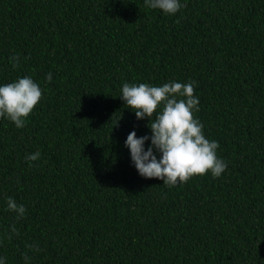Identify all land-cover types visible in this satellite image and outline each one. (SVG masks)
Returning a JSON list of instances; mask_svg holds the SVG:
<instances>
[{
	"label": "trees",
	"instance_id": "obj_1",
	"mask_svg": "<svg viewBox=\"0 0 264 264\" xmlns=\"http://www.w3.org/2000/svg\"><path fill=\"white\" fill-rule=\"evenodd\" d=\"M181 2L168 16L143 0H0V82L43 90L24 127L0 118L6 264H264V0ZM172 79L196 81L219 177L167 187L130 162L128 132L150 130L120 86Z\"/></svg>",
	"mask_w": 264,
	"mask_h": 264
},
{
	"label": "clouds",
	"instance_id": "obj_2",
	"mask_svg": "<svg viewBox=\"0 0 264 264\" xmlns=\"http://www.w3.org/2000/svg\"><path fill=\"white\" fill-rule=\"evenodd\" d=\"M149 9L160 10L172 16L184 5L181 0H143ZM12 67L19 63L18 56H11ZM45 82L52 80L46 73ZM196 81L168 80L162 84L124 82L119 97L137 119L147 118L150 132L137 136L135 128L128 132L124 145L130 162L138 174L145 178H158L171 187L186 182L194 175L210 173L219 177L227 162L217 155L218 141L209 139L203 132L204 125L194 113L199 111V97L194 95ZM42 88L30 75L17 76L9 82H0V118L15 127L25 126L26 118L42 97ZM116 123V122H115ZM149 143L145 146V142ZM40 158L39 150L28 153L29 163ZM5 210L14 213L17 220L26 214L23 203L14 197H5ZM15 232V227L12 228ZM29 247H34L29 245ZM27 264L29 257L25 254ZM0 264H6L0 256Z\"/></svg>",
	"mask_w": 264,
	"mask_h": 264
}]
</instances>
